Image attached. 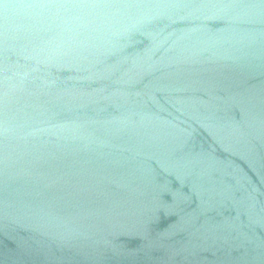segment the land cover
Returning a JSON list of instances; mask_svg holds the SVG:
<instances>
[{
    "label": "water",
    "instance_id": "obj_1",
    "mask_svg": "<svg viewBox=\"0 0 264 264\" xmlns=\"http://www.w3.org/2000/svg\"><path fill=\"white\" fill-rule=\"evenodd\" d=\"M0 264H264V0H0Z\"/></svg>",
    "mask_w": 264,
    "mask_h": 264
}]
</instances>
